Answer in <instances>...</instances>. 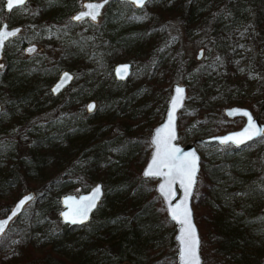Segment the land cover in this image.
Returning <instances> with one entry per match:
<instances>
[{
  "label": "trees",
  "instance_id": "trees-1",
  "mask_svg": "<svg viewBox=\"0 0 264 264\" xmlns=\"http://www.w3.org/2000/svg\"><path fill=\"white\" fill-rule=\"evenodd\" d=\"M78 6L77 0H35L34 17L8 13L24 25L46 20L38 37L28 31L21 37L37 43L48 32L61 50L46 62L23 58L21 42L8 41L4 48L0 165L7 169L0 172V214L10 206L12 198L2 197L12 186L15 198L24 186L34 196L0 234V264H174V224L154 191L155 178L140 173L150 128L163 116L169 81L187 89L177 112L178 141L238 126L241 117L226 118L225 103L246 105L264 122V81L258 79L252 91L260 95L247 97L233 79L242 63L262 75L264 0H145L138 7L108 0L96 22L69 19ZM172 19L185 33L198 31V47L209 54L196 60L174 47L179 34L168 32ZM131 46L142 49L128 54L130 73L116 79L111 65ZM169 52L175 55L170 64ZM61 68L73 78L51 94L48 85ZM161 69L167 81L152 77ZM138 87L146 90L136 101ZM38 93L47 111L20 109L23 102L37 101ZM88 98L94 100L89 111ZM99 110H112L115 117L105 132L101 128L109 123L95 118ZM12 126L18 129L6 134ZM14 134L28 136L24 154L11 152ZM199 164L191 206L202 264H264V247L253 248L264 242V132L238 146L216 144L200 155ZM36 171L40 183L26 182L24 174ZM96 181L103 192L89 220L61 222L60 194L84 191Z\"/></svg>",
  "mask_w": 264,
  "mask_h": 264
},
{
  "label": "water",
  "instance_id": "water-1",
  "mask_svg": "<svg viewBox=\"0 0 264 264\" xmlns=\"http://www.w3.org/2000/svg\"><path fill=\"white\" fill-rule=\"evenodd\" d=\"M108 1V0H107ZM133 6L138 7L133 0H128ZM88 4H106L104 0H80L79 6L69 14V19L77 21L74 17L80 15L81 13L89 11L86 7ZM99 8L96 18L93 20L91 16H84L92 22H96L99 19L102 8ZM4 9H8L7 0L3 2ZM20 28L19 24H14L8 26L5 20L0 22V31L4 32H17ZM12 36V35H11ZM10 36H7V38ZM6 38V39H7ZM4 39V41L6 40ZM3 41V43H4ZM3 44H0V56ZM36 44L34 42H28L24 45L23 51L30 53ZM201 51V47H197V53L195 57H198ZM121 66H127L126 70ZM131 63L128 59L116 60L111 65L112 75L116 79H124L130 73ZM118 69L120 70L118 72ZM67 74V76H65ZM73 78V72L68 68H61L54 79L49 84V90L52 94L57 93L63 89L67 84L71 82ZM59 85L58 91H54ZM177 89H182L181 92H177ZM186 87L184 83L180 81L172 82L170 85V91L165 101V108L163 116L160 120L155 122L150 128L148 140L150 143L149 151L140 167L141 175H144L146 169L151 165V171L160 173L159 175L152 176L155 178L154 191L160 197L165 214L170 221L174 224L173 239L176 244L175 252V262L174 264H202L199 245L200 237L198 233L197 226L193 218V210L191 206V196L193 193V188L197 178V172L199 169V159L200 154L195 147L194 142L198 141H214L218 144L231 143L233 145H241L247 141L261 135L264 132V122L258 118L256 112H252L248 106L242 104H227L223 107L222 111L226 118H232L234 116L242 117L241 123L234 127L229 128L220 132L210 133L206 135L192 137L191 140L178 141L177 140V112L182 106ZM264 103V101H263ZM94 107V100L88 98L85 101V109L89 111V106ZM92 107V108H93ZM91 108V109H92ZM1 109V104H0ZM232 110H241L238 112H233ZM246 111L249 115H244L243 112ZM171 113V119L169 114ZM249 117L251 118V124L249 122ZM254 125V126H253ZM245 129L248 131L245 132ZM254 132L258 134L253 135ZM237 133H242V135H235ZM246 137H251L247 139ZM224 138H230L224 140ZM236 141H242V143H236ZM194 153V156L192 155ZM155 158V161H154ZM194 161V175L192 176V181L189 187V179L187 173L180 175L177 172V167L181 166L185 162L192 164ZM164 185L163 190L160 189V185ZM99 187V192L96 191ZM102 185L99 181L91 184L86 190L80 191L78 193L66 192L60 194L59 205L60 208L57 211L58 218L61 222L70 225H81L87 222L97 206L101 196H102ZM34 196V192L29 189L21 192L11 203L8 209L0 215V221L7 220V224L4 226V230L7 228L9 222L18 215L22 208L30 201ZM24 197H31L26 200L25 203L20 207L19 211L15 215H12L13 211L16 209L18 202ZM186 201V203H185ZM185 209L190 212V224L194 228V231L186 229L184 235L185 241H191V250L185 249L183 258L181 256V237L182 228H186V225L181 223L185 220ZM175 210L177 218L173 219L172 212ZM66 214V215H65ZM11 217V219H8ZM3 230V231H4ZM2 231V232H3ZM0 232V234H2ZM198 242V243H197Z\"/></svg>",
  "mask_w": 264,
  "mask_h": 264
},
{
  "label": "rangeland",
  "instance_id": "rangeland-1",
  "mask_svg": "<svg viewBox=\"0 0 264 264\" xmlns=\"http://www.w3.org/2000/svg\"><path fill=\"white\" fill-rule=\"evenodd\" d=\"M77 1H78V5H79L80 0H77ZM33 6H34V0H28L27 3L23 7L19 8L17 11H15L14 14L29 13V12H27V10L31 11L32 8H34ZM46 23H47V21L44 20L41 24H35V25L26 24V25H24V28H22L21 33L26 34V31H28L31 33L32 37H38L39 33L43 31V27L46 26ZM169 23L170 24H169L168 32L171 35L179 34L178 36L173 37V39H172L173 46L175 47L178 45L180 47V49L182 50L184 56H190L196 60H199L201 58H204L207 54H209V53L206 54V52H204L202 50V52L200 51L199 56L195 57V55L197 53V47L199 45L197 43V40L199 39L197 37L198 31L189 30V31H187L188 33H185L183 31L182 25H178L180 23H177L176 21H174V19H172ZM37 43H38L37 53L34 54V56H32V57H27L26 58L27 60H29L30 58L41 57L46 62H51V61L55 60V58L57 57L58 53L61 50V46L59 44L58 39L51 36L48 32L45 33L43 35V37ZM141 49H142V47L140 48V50ZM140 50L136 49L135 46H131L129 52L125 55V57H122L121 59H126L129 53H133V52L137 53ZM174 58H175L174 52H169V55L166 56L168 64L172 63ZM117 60H120V59H117ZM247 68L248 67L245 63L240 64L236 68V70L233 74L234 82L236 83V86L242 91V93H244L245 96H247V97H251L254 95L258 96V95H260L259 92L252 94V91H253V89H255L258 79H261V82L264 81V67L261 70L262 71L261 77H259V74L255 71L249 72ZM167 75H168V73L164 72L161 69L159 72L154 74L152 77H154L155 80L162 82V81H167L166 80L167 78H165V76H167ZM54 76H55V74H54ZM54 76H53V78H54ZM170 83L171 82L169 81L168 91H170ZM145 90L146 89L144 87H138L137 88V93H136V98H135L136 101L142 98V96L145 93ZM186 92H187V89H186ZM85 94H87V93L85 92ZM37 96H38L37 101H35V102H23L21 105H19L20 109H29V110H32L33 113H41L43 111H47L46 106H48L47 105L48 103L47 104L44 103L43 98L41 97V95H39V93ZM60 98H61V96H58L57 100H59ZM217 98L220 99V97H217ZM183 103H186V100H184ZM225 104H228V103H225ZM225 104H223V105H225ZM99 111L100 112H98L95 115L96 116L95 118L105 119L106 123H109V124H106L105 126H103L101 128L105 132V130L112 127V125L110 123L114 122L115 117L113 116V114L110 113V111H112V110H99ZM129 111H132V110L130 108H128L126 111L123 112V114H128ZM137 117H140V115ZM241 119H242V117H241ZM154 121H155L154 117L149 119L150 123H153ZM138 125H142V122H140ZM17 129L18 128H16L15 126H12L11 129H9V131L6 134H11L12 132H15V130H17ZM14 136H15L14 137L15 147L12 149L11 152H13L15 155L24 154L26 152V141L28 139V136L24 135L23 138H20L15 134H14ZM191 139H192V137L189 134H187L186 137L182 141H185V140L187 141V140H191ZM55 143L57 144V147H60L61 149L65 146L61 142H55ZM194 144H195V147L198 150L199 154L204 155L205 151L207 149H212L218 143L214 142L212 144H206V143H204L203 140H201V141L196 140L194 142ZM68 157H70L69 153H68V155L66 154V156L59 161L60 165L63 164L65 161V158H68ZM49 167H50V163H48L45 166V169H43L42 171L45 172V170H48ZM6 169L7 168L5 166V163H2L0 165V172L5 173ZM37 173H38V171H36L35 173L33 172L31 174H26V175L24 174L25 181L29 182V183L33 182L34 184L40 183V178H39V175ZM15 190H17L16 185L12 186L9 191L4 192V195L2 197V198H4L3 200H5L7 197L8 198L11 197L12 198L11 203H12L13 200L15 199V197L11 194V192H14ZM26 190H29V188L24 186L21 189L20 193L23 191H26ZM11 203H10V205H11ZM261 247H264V242H262V243L259 242L255 246H253V248H255L256 251L260 250ZM15 257H17V256L15 255Z\"/></svg>",
  "mask_w": 264,
  "mask_h": 264
},
{
  "label": "snow or ice",
  "instance_id": "snow-or-ice-1",
  "mask_svg": "<svg viewBox=\"0 0 264 264\" xmlns=\"http://www.w3.org/2000/svg\"><path fill=\"white\" fill-rule=\"evenodd\" d=\"M25 2V0H7V7L9 10H11L14 5H22ZM107 0H104V3H106ZM134 3H136L139 6H142L145 2V0H133ZM103 6V4H88L86 5V7L89 9V11L81 13L80 15L74 17V19L76 20H80L82 19L84 16H91V18L94 20L96 18V15L98 14L99 8H101ZM11 35H15V32H4V31H0V44H3L4 39L7 38V36H11ZM123 69L126 70L127 66H121ZM120 70L118 69V72ZM65 76H67V74H65ZM59 89V85L57 86L56 89H54V91H58ZM182 89H177V92H181ZM93 106L90 105L89 109L91 110ZM233 112H238L241 110H232ZM244 115H249L246 111L243 112ZM169 118L171 119V113L169 114ZM249 122L251 124V118L249 117ZM254 126V125H253ZM248 130L245 129V132H247ZM258 134V132H254L253 135ZM235 135H242V133H237ZM247 139H251V137H246ZM230 138H224V140H227ZM236 143H242V141H236ZM194 156V153L192 154ZM155 161V158H154ZM177 172L180 175H184L185 173H187L188 175V179H189V187L192 181V176L194 175V161L192 164H189L187 162H185L184 164H182L181 166L177 167ZM160 173L158 172H153L151 171V165H149V168L145 170L144 175L145 176H155V175H159ZM164 185H160V189L163 190ZM97 192H99V187H97L96 189ZM31 197H24L23 199H21L18 204L16 209L13 211L12 215H15L16 212L19 211L20 207L25 203L26 200L30 199ZM186 203V201H185ZM185 220L181 221V223L186 225V228H182L181 232L182 235L181 237H179V239L181 240V244H182V248H181V256L183 258L185 249L187 248L188 250H191L192 247V242L191 241H185L184 239V233L186 231V229H190L192 231H194V228L192 227V225L190 224V220L188 219V217H190V212L187 211V209H185ZM66 215V214H65ZM172 217L173 219L177 218V214L175 212V210H173L172 212ZM8 219H11V217H9ZM7 220L4 221H0V232H2L4 230V226L7 224ZM198 243V242H197Z\"/></svg>",
  "mask_w": 264,
  "mask_h": 264
},
{
  "label": "flooded vegetation",
  "instance_id": "flooded-vegetation-1",
  "mask_svg": "<svg viewBox=\"0 0 264 264\" xmlns=\"http://www.w3.org/2000/svg\"><path fill=\"white\" fill-rule=\"evenodd\" d=\"M28 0H25V2L22 4V5H14V7L9 10V9H4L3 7V2L4 0H0V22L2 20H5L7 25L10 26V25H14V24H19L20 25V28L18 29V31L15 33V35H12L10 37H8L4 43H3V46H2V50H1V56H0V68L5 64V61H4V48H5V45H6V42H8L9 44H12L11 46H15L18 42H21V46H19V50L18 52L20 53L21 56H23L24 58H27V57H32L34 56V54L37 53V48H38V43H36L35 41H32V40H26L24 39L23 37H21V31H22V28H24V24L22 22H19V21H13L11 20V18L9 19L8 18V13H11L10 15L16 17V16H19V15H24L23 13H17V14H14L15 11H17L19 8L23 7L26 3H27ZM35 2V0H34ZM27 12L29 13H25L27 15L31 14L33 17L35 16V11H34V8H32V10H27ZM84 19V18H82ZM78 21V20H77ZM28 42H34L36 44V47L30 52V53H26L23 51V47L26 43ZM6 49V48H5ZM59 71V70H58ZM57 74V73H56ZM56 76V75H55ZM54 79V78H53ZM52 79V80H53ZM51 80V81H52ZM50 84V83H49ZM68 85V84H67ZM66 85V86H67ZM65 86V87H66ZM64 87V88H65ZM63 88V89H64ZM48 89H49V85H48ZM62 90V89H61ZM60 90V91H61ZM50 91V90H49ZM59 92V91H58ZM57 92V93H58ZM51 93V92H50ZM52 94V93H51ZM56 94V93H55ZM85 104V103H84Z\"/></svg>",
  "mask_w": 264,
  "mask_h": 264
}]
</instances>
